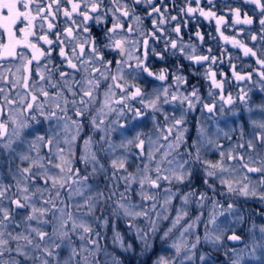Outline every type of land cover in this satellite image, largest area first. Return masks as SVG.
Listing matches in <instances>:
<instances>
[{
  "label": "clouds",
  "instance_id": "1",
  "mask_svg": "<svg viewBox=\"0 0 264 264\" xmlns=\"http://www.w3.org/2000/svg\"><path fill=\"white\" fill-rule=\"evenodd\" d=\"M16 4L0 264H264V0Z\"/></svg>",
  "mask_w": 264,
  "mask_h": 264
},
{
  "label": "snow or ice",
  "instance_id": "2",
  "mask_svg": "<svg viewBox=\"0 0 264 264\" xmlns=\"http://www.w3.org/2000/svg\"><path fill=\"white\" fill-rule=\"evenodd\" d=\"M57 4H59L60 0H56ZM75 0H67V4H74ZM192 5L196 4V0H191ZM207 3V0H206ZM7 4V7H4L3 5ZM16 5L15 8L12 7V5ZM172 4L175 5L173 3L172 0ZM155 5L156 6H160L157 8V12L159 14H163L164 11V7L161 6V0H155ZM164 5H166V2L164 0ZM167 6V5H166ZM194 7V6H193ZM79 8V5H76L73 10L70 12L68 10V7L66 6L64 8V12L66 15L71 16L73 15V13ZM191 11V9H190ZM213 15H215L213 13ZM24 17V8L22 5L16 4V0H0V34L6 33V32H13L16 33L17 35H19V30L21 28H26L27 26V21ZM222 17H217L214 22L216 25H220L221 21H222ZM73 31V29L71 27H69L68 29H66V32L71 34ZM176 31L178 33H181L182 31V27L181 26H177ZM154 35H159V33H154ZM221 35L224 36L225 39H227V36L225 34L224 31L221 32ZM46 38V37H45ZM173 47H175V43L173 44ZM81 49L83 50V45H81ZM61 55L65 56L68 58L69 61V65L72 68H75L76 65L71 63V57L68 54V50L64 49L61 53ZM253 55H255V53H253ZM205 59H207V57H205ZM243 76H240L239 79H243ZM138 91V90H137ZM45 95H47V93H45ZM36 97H33V100H35ZM32 105L29 104V108H31ZM15 203L19 204V201H16Z\"/></svg>",
  "mask_w": 264,
  "mask_h": 264
},
{
  "label": "flooded vegetation",
  "instance_id": "3",
  "mask_svg": "<svg viewBox=\"0 0 264 264\" xmlns=\"http://www.w3.org/2000/svg\"><path fill=\"white\" fill-rule=\"evenodd\" d=\"M201 31L202 33L204 34L205 36V40L207 41V38H208V32L209 31H212L213 33H215V28H211V26L208 28V26L210 25L209 22L207 21H203V18H201ZM211 24H213L215 26V22L212 21ZM195 24H193L190 20H189V26L187 29H184L182 27V31H181V35H183L184 37H187L188 38V33L189 32H194L195 31ZM216 54L218 55L219 54V49L216 50Z\"/></svg>",
  "mask_w": 264,
  "mask_h": 264
},
{
  "label": "trees",
  "instance_id": "4",
  "mask_svg": "<svg viewBox=\"0 0 264 264\" xmlns=\"http://www.w3.org/2000/svg\"><path fill=\"white\" fill-rule=\"evenodd\" d=\"M165 2H166V5H167L168 8H169V11H170L171 14H173V15H176L177 12H178V7H177V6L182 4V0H176V4H175V5L172 4V0H165ZM204 4H206V0H204ZM193 6H195V4H193ZM202 6H203V5H202ZM220 14H223V13H220ZM227 20H228V23H229V22L231 23V16H230V15L227 16ZM230 23H229V24H230ZM210 26H211V28H215V26H214L213 24L209 25L208 28H209ZM194 27L196 28V25H195ZM226 35H230V34L227 33ZM229 50L231 51V48H229ZM225 71L227 72L228 70L225 69Z\"/></svg>",
  "mask_w": 264,
  "mask_h": 264
},
{
  "label": "rangeland",
  "instance_id": "5",
  "mask_svg": "<svg viewBox=\"0 0 264 264\" xmlns=\"http://www.w3.org/2000/svg\"><path fill=\"white\" fill-rule=\"evenodd\" d=\"M223 31L225 32V34H227V33L230 34V35L234 34V30H232V29L225 28V29H223ZM184 38L187 39V37H184ZM228 74L230 75V73H228Z\"/></svg>",
  "mask_w": 264,
  "mask_h": 264
}]
</instances>
